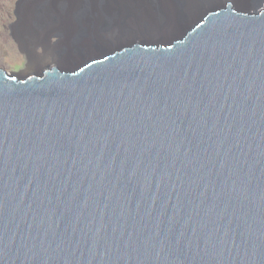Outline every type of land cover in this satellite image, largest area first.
Here are the masks:
<instances>
[{"label": "water", "instance_id": "obj_1", "mask_svg": "<svg viewBox=\"0 0 264 264\" xmlns=\"http://www.w3.org/2000/svg\"><path fill=\"white\" fill-rule=\"evenodd\" d=\"M178 1L166 42L0 68V264H264V0Z\"/></svg>", "mask_w": 264, "mask_h": 264}, {"label": "rangeland", "instance_id": "obj_2", "mask_svg": "<svg viewBox=\"0 0 264 264\" xmlns=\"http://www.w3.org/2000/svg\"><path fill=\"white\" fill-rule=\"evenodd\" d=\"M29 1L31 0H0V68L8 72H39L47 65H57L64 69L73 68L80 63V59L66 66L44 59L47 53L61 59H71V57L78 59L81 56H75L81 52L82 39L89 38L88 43L90 45L100 46L104 44V39L101 38H104L105 28L109 24L113 28L119 26V28L113 29L119 31L117 34L132 30L129 35L123 37L128 38L130 36L129 38H131L132 36L137 40L139 36H134L137 34L135 32L160 35L168 32L175 25L178 26L177 29H180L179 23H175L176 15L179 17L184 13L178 0H170L172 6L169 2L161 0V12L164 14V21L159 24L155 18H158L161 13L157 9L159 4L154 0H91L87 10H81L80 0H75L76 5H71L70 10L67 0H54L58 8L57 12L40 16L39 12L42 9H36L39 12L24 11L23 7ZM243 1L248 2L247 0ZM135 7L138 10L132 14V8ZM190 14L187 16L189 17ZM133 15L137 16L131 18ZM145 21H147V27L139 28V26H145ZM63 33L64 35L67 34L68 40L66 42H61V38L64 37ZM117 34H112L110 37H118ZM170 38L171 36H168L161 41H152L166 42ZM139 39L143 40L144 38L139 37ZM95 41L98 42L95 44ZM33 63L37 64L34 68L31 66Z\"/></svg>", "mask_w": 264, "mask_h": 264}, {"label": "bare ground", "instance_id": "obj_3", "mask_svg": "<svg viewBox=\"0 0 264 264\" xmlns=\"http://www.w3.org/2000/svg\"><path fill=\"white\" fill-rule=\"evenodd\" d=\"M45 2V3H41V2ZM77 1V0H76ZM88 1H90V0H88ZM207 1V3H218L219 2V0H206ZM234 3H238V4H243L244 3V5L246 4V1H243V0H232ZM56 2V1H55ZM54 2V0H31V1H29L28 2V4H26L24 7H23V9H24V11H26V12H28V11H30V12H39V11H37L36 9H42V10H40V12H39V15L41 16H45L46 14H49V13H56L57 12V10H58V8H57V6H56V3ZM65 3V2H64ZM68 3V2H67ZM76 2H75V0H72V3L71 4H69V7H68V9L70 8L71 9V5H74ZM189 4H191L192 5V1H190L189 2ZM76 5V4H75ZM67 7V6H66ZM63 8V7H62ZM67 9V8H66ZM69 9V10H70ZM189 10H192V8H189ZM189 10H187V14H189V13H191V11H189ZM45 18V17H44ZM193 18V13H191L190 15H189V17L187 18L188 20H190V19H192ZM175 23L176 24H178L177 23V15H176V21H175ZM69 25H70V23H68ZM68 24H66L67 26H69ZM172 25V24H171ZM170 25V26H171ZM72 26V25H71ZM177 25H175V26H172V28L168 31V32H166V33H164V34H157V35H150V33H147V34H145V33H140V32H135V33H137V34H134V36H139V37H142V38H147V39H163V38H165V37H167V36H171V35H173V34H175L176 32H179L180 31V29H177ZM70 28V27H69ZM112 32V31H111ZM89 34V33H88ZM93 34V33H92ZM63 35H64V33H63ZM67 35V34H66ZM66 35H64V37L63 38H61L62 40H61V42H66L68 39L66 38L67 36ZM85 36V35H84ZM110 38H113V37H110ZM110 38H108L107 40L106 39H104V38H102V39H104V44H102V45H100V46H95V45H90L89 43H88V41H89V38H84V39H82V41L81 42H83V49L81 48L80 50H81V52L78 54V55H74L75 57H77V56H81V57H79L78 59H72V57H71V59L70 58H68V59H61V58H59V57H56L55 55H51V54H49V53H47V55H46V57H45V59L44 60H50L51 62H53V63H56V64H60V65H71L72 64V62L73 61H77V60H81V58H84V57H87V56H89L90 54H93V53H95V52H98L99 50H101V49H103V48H107V46L108 47H110L111 46V44L112 43H114L115 41L117 42L118 40H120V39H122V38H127V37H121L120 38V36H118V37H115V38H113L112 40H110ZM129 38V37H128ZM98 41H95L94 43L96 44ZM106 42V43H105ZM68 44V43H67ZM63 45V44H62ZM110 45V46H109ZM75 61V62H76ZM78 63V62H77ZM77 63H75V64H77ZM33 68L34 67H36L37 66V64H35V63H33L32 65H31Z\"/></svg>", "mask_w": 264, "mask_h": 264}, {"label": "snow or ice", "instance_id": "obj_4", "mask_svg": "<svg viewBox=\"0 0 264 264\" xmlns=\"http://www.w3.org/2000/svg\"><path fill=\"white\" fill-rule=\"evenodd\" d=\"M67 2H68L69 4H71V3H72V0H67ZM0 106H2V101H0Z\"/></svg>", "mask_w": 264, "mask_h": 264}]
</instances>
